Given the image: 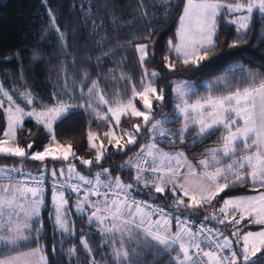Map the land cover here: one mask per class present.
<instances>
[{
  "label": "snow or ice",
  "instance_id": "1",
  "mask_svg": "<svg viewBox=\"0 0 264 264\" xmlns=\"http://www.w3.org/2000/svg\"><path fill=\"white\" fill-rule=\"evenodd\" d=\"M176 8L178 20L175 37L168 39L167 48L185 66L190 63L198 66L218 47V18L224 13L228 14L226 22L236 25L238 40L247 35L255 14L264 18V0H183L182 5H176ZM49 14L51 16V10ZM52 23L61 41H64L66 38L56 25L54 16ZM146 39L148 43L135 45L143 69L140 88L132 85L131 96L126 103L120 99L110 101L99 88V81L91 80L90 85L82 82L80 87L79 98L86 100V103L74 104L69 97L68 102L57 99L56 103L37 111L30 91L20 94L25 102V106L21 107L13 95L0 85V109H4L7 118V127L3 130V138H0V154L41 162L46 157H51L53 161H68L72 157L85 166L101 163L106 158L107 148L100 134L88 131V146L95 151V155L87 159L78 157L71 143L65 145L57 141L54 125L68 119L76 108L91 110L98 122L108 125V131L102 135L108 145L118 151L136 144L142 138V130L153 141L156 136L168 137L169 130L163 126L165 122L153 120L154 104L157 109L162 108L165 96L163 88L158 91L154 86L159 73L155 70L149 72L144 67L149 57L148 49L152 46L151 36ZM238 40L228 46L237 47ZM32 59L39 60L40 54L34 52ZM169 60V55L163 56L164 67L174 70L175 63H168ZM256 75L248 71L247 78L251 83L246 87L232 89L226 86V94L217 96L210 91L209 95L195 102H189L188 98L192 87L185 81L177 82L172 91L179 101L174 106L177 118H183L182 126L177 130L179 142L184 143L186 133L194 134L199 140L223 129L220 146L206 149L205 158L193 165L187 162L183 152H164L155 142L142 145L135 160L130 158L126 162L135 169L136 174L132 177L134 184L151 187L160 194L169 192L173 197L172 207L179 209L183 206L193 214L216 201L220 205L217 222L221 225H239L245 220L264 225V191H261L264 189V79H256ZM83 79L90 80V77L85 73ZM121 79L126 82L130 80L123 75ZM220 82L218 78L217 83ZM137 100L141 108L137 107ZM28 106H33L32 110H26ZM25 117H34L37 124L46 130L49 143L42 150L26 151V148L33 149L35 141L29 142L26 148L20 145L17 131ZM122 117L135 118L140 122H132L130 128H123ZM117 128L119 136L115 132ZM182 168L185 170L182 171ZM20 171L16 167H0V175L7 176L9 180L12 179V172ZM108 173L109 169L102 167L93 180L77 172L74 163L67 166L69 180L75 176L82 184L89 186L84 191V198L76 201V210L84 212L92 209L87 216L89 223L95 221L103 233H120L121 242L114 251L117 264H140L139 259H133L139 253L125 246V236L129 241L142 236L145 243H153L160 251L175 253L170 257L173 264H264V228L256 232L237 228L230 234L236 237L233 241L219 229L203 223L193 230L187 218L181 220L177 216L176 230L172 231L171 213H164L160 206L149 211L151 205L147 201H138L132 196L133 183H124L120 176L111 175L107 180H102L101 176ZM51 176L54 180L57 176L63 177L65 169L52 168ZM245 185L257 190L258 195L221 197L217 200L226 189ZM65 187V183L56 180L51 192L53 225L61 233L70 230L67 219L69 200L63 191ZM70 187L72 192L80 193L82 185L71 184ZM0 192L4 193L0 195V218L5 216L7 210V220L0 225V242L12 245L14 253L0 258V264H56L42 247L29 251H19L14 247L28 239L26 231H35L38 237L43 230V222L39 219L45 203L43 180L36 181L32 186L0 185ZM92 196L101 199L91 200ZM157 214L159 218L154 220L153 216ZM204 219H216V216L213 214ZM80 244L86 252H92L87 238L82 236ZM76 251L73 246L68 253L74 255ZM91 264H96L94 258Z\"/></svg>",
  "mask_w": 264,
  "mask_h": 264
},
{
  "label": "trees",
  "instance_id": "2",
  "mask_svg": "<svg viewBox=\"0 0 264 264\" xmlns=\"http://www.w3.org/2000/svg\"><path fill=\"white\" fill-rule=\"evenodd\" d=\"M182 2L183 0H0V82L15 100H18L19 93L30 91L37 108L51 106L57 99L68 102L69 97L74 104L86 103V100L79 98L80 87L82 82L90 85L91 80L99 81V88L110 101L120 99L126 103L131 96L132 85L140 88L143 73L135 45L148 43L146 37L151 36L152 46L148 49L149 57L144 67L149 72L155 70L159 73L154 86L158 91L163 88L165 96L162 108L157 109L154 104L153 120L164 121L163 126L169 130L168 137H164L167 140L155 141L164 150H182L191 162L196 163L205 158L206 149L220 146L223 129L199 140L194 134L186 133L184 143H180L177 130L182 123L181 117L177 118L174 107V81L189 82L193 89L191 99H200L209 95L210 91L217 96L226 94V86H231L232 89L248 86L251 83L247 78L248 71L257 73L256 79H264V75H261L264 74V18L255 14L247 35L238 40L236 25L227 23L228 14L224 13L218 18V47L198 66L191 63L185 66L167 48L168 39L175 37L178 20L176 5H182ZM53 16L66 38L64 41H61L59 33L53 27ZM237 40V47L228 46ZM34 52L40 54L39 60L32 59ZM166 54L170 56L168 63H175L174 70L164 67L163 56ZM85 73L90 80L83 79ZM122 75L130 80L126 82L121 79ZM218 78L220 83H217ZM132 122L140 121L123 117L121 127L130 128ZM4 123L5 114L0 109V130ZM54 129L57 141L65 145L71 143L77 156L85 159L95 155V151L88 146V131L100 134V139L104 140L107 148L106 158L99 164L85 166L79 159L72 157L68 161L45 158L41 162L0 154V165L31 173L45 172L49 178H52V168L69 163H74L76 171L88 177L106 167L110 175L120 176L124 183H131L130 173L121 169V165L136 153L139 145L151 138L142 130V138L136 144L128 145L123 151H114V147L108 145L102 135L108 131V125L98 122L91 110L81 108H76L68 119L54 125ZM174 132L177 134L173 135ZM17 139L25 148L29 142L35 141L33 149L26 148L28 152L42 150L49 143L46 130L32 119L23 122L17 131ZM132 192L143 200L164 208H174L173 197L169 192L156 193L153 188L143 185L134 186ZM255 192L257 190L247 185L232 187L221 193L217 200ZM44 200L40 217L43 230L38 237L31 233L27 240L21 241L17 245L19 251L42 247L56 264H91L93 258L96 264H117L114 251L121 242V235L108 233L100 236L94 223L83 224L79 222L80 217L74 215L73 221L78 230L73 239H67L53 225L50 192L45 194ZM212 206L220 205L213 201ZM191 215L200 220L207 212L199 209ZM81 219L86 221L83 217ZM210 223L216 226L215 222ZM220 227L221 231L229 233L228 228L239 227L243 231H255L264 225L245 220L239 225L225 224ZM82 236L87 238L92 247L91 253L81 246ZM123 239L126 247L139 253L133 259H139L140 264L145 261L147 264H173L170 257L175 253L160 251L153 243H145L142 236L133 241H129L126 236ZM69 246L77 249L74 255H69Z\"/></svg>",
  "mask_w": 264,
  "mask_h": 264
},
{
  "label": "rangeland",
  "instance_id": "3",
  "mask_svg": "<svg viewBox=\"0 0 264 264\" xmlns=\"http://www.w3.org/2000/svg\"><path fill=\"white\" fill-rule=\"evenodd\" d=\"M239 15V14H238ZM181 80H175L174 81V84H173V88L174 87H176V84H177V82H180ZM186 82V81H185ZM188 83V85L189 86H191V84L189 83V82H187ZM0 85H2L1 84V82H0ZM192 87V86H191ZM4 89V88H3ZM5 90V89H4ZM6 91V90H5ZM8 92V91H7ZM22 93H24V92H22ZM10 94V93H9ZM20 94L21 93H19V98H18V100H15L14 98V100L16 101V103H18L21 107H24L25 106V102H24V100L22 99V97L20 96ZM174 98H175V104H177V103H179V101L176 99V97H175V94H174ZM189 102H195L197 99H191V97H190V93H189ZM5 101H6V98H3ZM138 103H139V105H138ZM138 103H137V107L138 108H141L142 107V105L140 104V102L138 101ZM34 106V105H33ZM33 106H28V108L26 109V110H32V107ZM35 107V106H34ZM36 108V110L37 111H39L40 110V108H37V107H35ZM1 110H3V112H4V109H1ZM5 114V113H4ZM123 118V117H122ZM26 119H32L34 122H36V120H35V118L34 117H25V119H24V121L26 120ZM37 123V122H36ZM181 123H183V118L181 117ZM181 126H182V124H181ZM181 126H180V128H181ZM6 127H7V118H6V115H5V123H4V126L1 128V130H0V138H3V130L4 129H6ZM165 127V126H164ZM115 132H116V135L117 136H119L120 135V131H118V128L117 129H115ZM125 139H126V137H125ZM155 139H159V140H167V138H164V137H161V136H156L155 138H154V141H153V138L151 137L145 144H147V143H150V142H155L156 143V145H157V147L158 148H160V149H162L160 146H159V144L155 141ZM122 143H123V141H122ZM145 144H142V145H145ZM142 145H139L138 146V148H137V151H136V153L139 151V149H140V147L142 146ZM219 147V146H218ZM241 148H242V145H241ZM117 150V148H115L114 147V151H116ZM164 152H169V153H174V152H183L182 150H164V149H162ZM136 153L134 154V155H132L131 157H129V159L130 158H133V161L135 160V158H136ZM184 153V152H183ZM184 155H185V157L187 158V156H186V154L184 153ZM46 158H50L51 159V157H46ZM70 158V157H69ZM129 159H128V161H129ZM127 162V161H126ZM126 162H124L122 165H121V169H123L124 171H127V172H129L130 173V175H129V179L131 180V183H133L134 184V181L132 180V177H134L135 176V169L134 168H132L128 163H126ZM187 162H190L191 164H193V165H195L196 163H193V162H191L188 158H187ZM67 166L68 165H66V166H60V167H58L57 169H60V168H63V169H65V176H63V177H61V176H57V178L56 179H61V178H64V177H66L67 178ZM0 167H5L4 165H0ZM182 171H184L185 169H181ZM100 171V170H99ZM199 171V170H198ZM42 173H44V174H46L45 172H42ZM148 173H146V175H147ZM47 175V174H46ZM110 175V173H108V174H103L102 176H101V179L102 180H107L108 179V176ZM128 175V174H127ZM112 177H115L114 175H111ZM86 177H88V176H86ZM94 177H95V174L92 176V177H88L89 179H93L94 180ZM53 178V177H52ZM73 178H75V176H73L71 179H73ZM76 179V178H75ZM81 182V181H80ZM8 184H12V185H15V186H17L18 187V184L16 183V182H14V181H12V180H0V185H8ZM17 184V185H16ZM81 185H82V188L81 189H83V190H86L89 186L88 185H84V184H82V182H81ZM140 185H143V184H140ZM134 186H136L135 184H134ZM144 186V185H143ZM101 191H103V189H101ZM261 191H264V189L263 190H261ZM132 194V196L134 197V198H138V199H140V200H143V199H141V198H139V197H136L135 196V194L132 192L131 193ZM0 195H4V193H2V192H0ZM65 195H66V198H68V200H69V203H68V205H67V211H68V216H67V219H68V221H69V228H70V230H69V232H64V233H61L58 229V232H60L62 235H63V237H67V239H73L74 238V236L76 235V231L78 230L77 229V226H75V223H74V221H73V219H74V215L76 216V217H80V219H81V217H83V218H85V220L86 221H81L80 219H79V222H82L83 224H87V225H89V224H91V223H89L88 222V220H87V216L90 214V212H91V210L92 209H90V208H88V209H86V211H84V212H78L77 210H76V207H75V204H76V201L78 200V199H83L84 198V192H80V193H75V192H72V191H70V192H66L65 193ZM258 195V191L257 192H255V193H252V194H247V195H240V196H257ZM44 197H45V195H44ZM231 197H234V196H229V197H227V198H231ZM90 199L91 200H100L101 198H98V197H95V196H92V197H90ZM143 201H146V200H143ZM147 202H150V203H152V204H154L153 202H151V201H148L147 200ZM156 205V204H155ZM43 207H44V205H42V207H41V211H42V209H43ZM51 207H52V203H51ZM220 207V206H219ZM219 207H214V206H212V205H205L203 208H201V210H206V212H207V215L206 216H210L209 214H214L215 216H216V221H213L214 219H209L210 221H212V222H215L216 223V226H214V227H216V228H218L219 230H221L220 228V226H224V225H221V224H219L218 222H217V220L219 219V217H220V213H219ZM18 211V210H17ZM189 213H190V211H188ZM5 216L3 217V218H0V225H2V224H4V222L7 220V210H5ZM191 214V213H190ZM41 217V216H40ZM51 217H52V210H51ZM75 217V218H76ZM158 217L157 216H153V219L155 220V219H157ZM40 219V218H39ZM84 220V219H83ZM203 220H204V218H203ZM208 220V221H209ZM53 221V220H52ZM209 221V222H210ZM92 223H94L95 224V226H96V230H97V232H98V234L100 235V236H103V235H106V234H108V233H103L101 230H100V228H101V226H99L95 221H93ZM218 226V227H217ZM220 227V228H219ZM78 228H79V226H78ZM237 228H239V227H236V228H233V229H230V228H228V231H230V232H233V231H235ZM264 228V227H263ZM171 230L172 231H175L176 230V227L173 225V224H171ZM259 230H261V229H258V230H255V231H253V232H256V231H259ZM0 231H2V230H0ZM32 230H28V231H26L25 232V235H27L28 237H30V234L31 233H35L36 234V232L35 231H32ZM225 232V231H224ZM41 233V232H40ZM115 234L116 233H118V232H114ZM18 245V244H17ZM17 245L16 246H14L17 250H18V248H17ZM82 246V245H81ZM39 247V246H38ZM70 247V246H69ZM83 247V246H82ZM70 248H72V247H70ZM69 248V249H70ZM68 249V250H69ZM84 249V248H83ZM12 251H13V246L12 245H6V244H4L3 242H0V258H4V257H6V256H9V255H13L14 253H12ZM27 251H29V250H27Z\"/></svg>",
  "mask_w": 264,
  "mask_h": 264
},
{
  "label": "built area",
  "instance_id": "4",
  "mask_svg": "<svg viewBox=\"0 0 264 264\" xmlns=\"http://www.w3.org/2000/svg\"><path fill=\"white\" fill-rule=\"evenodd\" d=\"M7 167V166H6ZM7 168H12V167H7ZM11 177H12V181L16 182L18 184L19 187H23L25 185H28V186H32L34 185V183L38 180H43V187H44V195L47 193V192H52V187H53V184L56 182V179L54 180V178H49L46 174L44 173H31L27 170H21L20 172H12L11 173ZM0 180H9L7 178V176L5 175H0ZM59 182L61 183H65L66 184V187L63 189V191L66 193V192H70L71 191V187L70 185L71 184H81L80 181H78L77 179L73 178L71 180H69L68 178L64 177V178H61V179H58ZM85 190L81 189V192H84ZM136 200L138 201H143V200H140L138 198H135ZM149 205H151V208H149L148 210L151 211L152 209H154L156 206H160V205H155V204H152L150 202H148ZM162 207V206H160ZM164 213H171V224H173L175 227H176V219L175 217H180L181 220L183 219H188L189 220V226L193 228V230H196L200 225L201 223L207 225L208 227L210 228H214V229H218L216 227H214L208 220H203V219H200V220H196L189 212L188 210L184 209L183 206H181L179 209H176V208H172V209H168V208H164ZM159 218V214L155 215ZM221 231V230H220ZM223 232V231H221ZM232 232H229V233H225L223 232V234L225 236H230L231 239H233V241L236 240V237H231V234ZM237 248L239 247V245H235Z\"/></svg>",
  "mask_w": 264,
  "mask_h": 264
},
{
  "label": "crops",
  "instance_id": "5",
  "mask_svg": "<svg viewBox=\"0 0 264 264\" xmlns=\"http://www.w3.org/2000/svg\"><path fill=\"white\" fill-rule=\"evenodd\" d=\"M17 185V184H16ZM19 187V186H18ZM209 215H213V214H209ZM213 221H216V219H214ZM116 234H118V235H120V233H116Z\"/></svg>",
  "mask_w": 264,
  "mask_h": 264
}]
</instances>
